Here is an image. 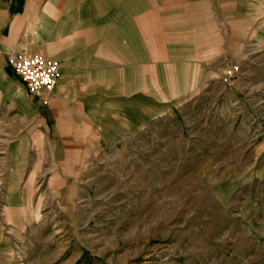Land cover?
I'll return each mask as SVG.
<instances>
[{
	"label": "rangeland",
	"instance_id": "obj_1",
	"mask_svg": "<svg viewBox=\"0 0 264 264\" xmlns=\"http://www.w3.org/2000/svg\"><path fill=\"white\" fill-rule=\"evenodd\" d=\"M122 1L82 0L113 58L73 173L0 52L1 264H264V0Z\"/></svg>",
	"mask_w": 264,
	"mask_h": 264
},
{
	"label": "crops",
	"instance_id": "obj_2",
	"mask_svg": "<svg viewBox=\"0 0 264 264\" xmlns=\"http://www.w3.org/2000/svg\"><path fill=\"white\" fill-rule=\"evenodd\" d=\"M101 2L104 0H92L97 12L103 10L98 5ZM129 2L130 0H123L121 6L115 4L114 13L123 20L121 26H117L122 32L128 31L129 22L125 20L130 17ZM143 2L144 0H137V12L143 9ZM81 8L82 0H0V52L4 54L6 68L23 86L26 95L24 85L7 65L8 54L24 50L54 58L59 63L60 76L53 91L47 95V103L33 100V104L39 112V121L46 130L44 133L52 138L56 146L63 147L66 160L72 163L70 172H75V163L82 160V147L96 146L101 138L102 134L98 133L97 122L93 117L97 114L99 98L97 81L98 75L105 74L106 65L113 58L112 54L107 55L102 46L89 45L84 50L76 48ZM55 11L63 12V21L69 24V36L63 40H56L52 36L55 31L52 20ZM141 15L138 13L136 20L140 28ZM60 23L62 24L61 21ZM109 30L113 32L112 27ZM122 44L128 48V38Z\"/></svg>",
	"mask_w": 264,
	"mask_h": 264
},
{
	"label": "built area",
	"instance_id": "obj_3",
	"mask_svg": "<svg viewBox=\"0 0 264 264\" xmlns=\"http://www.w3.org/2000/svg\"><path fill=\"white\" fill-rule=\"evenodd\" d=\"M7 65L32 100L47 103V95L53 91L60 76L58 61L40 53L20 50L7 55Z\"/></svg>",
	"mask_w": 264,
	"mask_h": 264
}]
</instances>
